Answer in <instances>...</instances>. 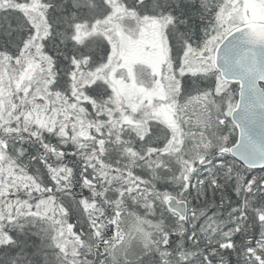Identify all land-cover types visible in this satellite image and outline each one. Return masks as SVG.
<instances>
[{
    "label": "snow or ice",
    "instance_id": "6c2138e0",
    "mask_svg": "<svg viewBox=\"0 0 264 264\" xmlns=\"http://www.w3.org/2000/svg\"><path fill=\"white\" fill-rule=\"evenodd\" d=\"M0 264H264V0H0Z\"/></svg>",
    "mask_w": 264,
    "mask_h": 264
}]
</instances>
